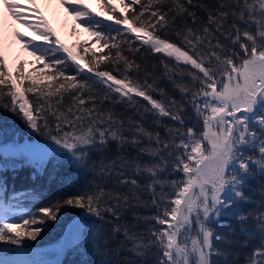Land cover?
<instances>
[{
    "label": "snow or ice",
    "instance_id": "1",
    "mask_svg": "<svg viewBox=\"0 0 264 264\" xmlns=\"http://www.w3.org/2000/svg\"><path fill=\"white\" fill-rule=\"evenodd\" d=\"M59 3L96 43L109 49L98 59L110 56L111 66L101 70L92 59L81 64L85 57L60 41L36 0H0V7L45 45L27 40L18 30L13 35L37 64L52 69L26 72L24 62L11 68L0 38V108L45 140L0 141V155L20 158L33 169L34 180L45 175L54 179L64 169L92 173V179L84 190L33 211L22 208L21 201L34 191L14 190L9 197L0 171V243L15 246L0 247V264H61L22 257L25 240L35 241L65 208L82 209L86 216L68 225L61 250L88 244L108 255L110 241L122 233V250L130 245L126 251L131 258L120 264H264V0H120L129 14L106 19L129 26L107 25V31L83 0ZM104 5L117 12L107 0ZM113 31L121 43H111L116 39ZM125 31L134 33L146 52L162 54L163 75L180 92L179 100L159 86L153 70L142 69L125 54L122 45L130 53L141 50L121 35ZM169 33L177 39H170ZM69 61L75 74L66 72ZM141 73L142 80L133 78ZM184 74L191 78L187 83L174 78ZM97 84L105 86L103 96L95 92ZM157 91L159 99L153 96ZM106 101L132 107L140 119L119 118L103 108ZM146 115L155 125L165 117L172 123L163 125L162 136L144 126ZM112 143L121 152L135 146L149 159L118 154L99 165L91 162L93 151ZM173 174L178 175L170 178ZM141 177L147 182L141 183ZM257 180L258 202L253 187ZM149 205L154 214L135 216L152 222L144 235L120 224L109 234L104 224L96 223L111 224L109 215L119 220L122 212ZM229 219L238 230L226 227ZM238 252L246 255L241 259ZM99 264L113 262L102 258Z\"/></svg>",
    "mask_w": 264,
    "mask_h": 264
},
{
    "label": "trees",
    "instance_id": "2",
    "mask_svg": "<svg viewBox=\"0 0 264 264\" xmlns=\"http://www.w3.org/2000/svg\"><path fill=\"white\" fill-rule=\"evenodd\" d=\"M99 1V0H98ZM101 3H98L100 10L87 6L88 9L94 14V18L100 20L101 27L106 31L107 25H111L112 28H122L125 29L129 25H116L114 20L106 19L107 17H112L119 14H129L130 10L119 9L117 6L108 3L111 6H115L117 12L111 13L107 15L106 13H102L101 9L105 8L104 0H100ZM127 2V0H126ZM135 7H139L136 5ZM98 14V15H95ZM48 18V17H47ZM59 25L56 28L53 24L55 34L59 36L60 40H62L66 46L72 49L78 56L83 55L85 57L84 60H81V64H86L89 59H92L94 62L98 61V68L101 70L108 69L110 65L111 57L108 59L99 60V57H104L109 53L108 48L102 47L101 43L95 42V37L90 35V33L86 37H82L80 35L81 29H84L80 26V23L69 15V13L65 12L61 19L59 20ZM73 28H75V32H73ZM113 36H116V33L112 32ZM121 35L129 40L133 47H138L141 50L136 53H130L127 51L126 46L122 45V48L125 50V54L135 59L136 63L141 65L143 69L145 66L148 69L153 70V75L158 79L159 86L165 90L170 96H175L176 99L181 98V94L176 89L171 81L168 80L167 77L163 75L164 69L161 64L162 54H154L146 52L144 49L147 46H142L141 41H137L134 39L135 34L129 32H122ZM143 35V33H140ZM25 38L27 40L34 41L37 44L45 45V42L40 40L39 37L30 29L25 31ZM169 38L172 40H176L177 38L169 33ZM54 39V38H53ZM111 43H121L120 36H116L114 41ZM115 51L114 49L112 50ZM96 53V57L92 56V53ZM63 54V53H61ZM21 55L25 57L17 58L11 68L15 69V67L20 63L24 62L25 71L31 70L33 67L41 68L42 71H52V69H43L42 65H39L35 62L33 56L29 55V51L25 49L21 52ZM167 59V57H163ZM69 67L66 69L68 74H75V65L72 64L71 61L68 62ZM181 67L185 69H189L190 66L181 65ZM195 71V69H191ZM114 75H118L117 73H113ZM87 75H92L88 73ZM134 79H143V73L139 76L133 75ZM175 79H183L185 83H187L191 78L184 74L183 77L177 75L174 77ZM27 83V82H25ZM95 92L100 96H103L105 92V86L103 85H94ZM31 95V94H29ZM114 95V94H113ZM153 96L157 99L160 98L159 92H154ZM137 100H140L142 104H147L146 101H143L142 98L136 97ZM103 108L109 111H113L117 114V116L121 119L127 121L129 118L133 120H139V114L132 108L126 104H112L110 102H104ZM190 111V109H189ZM153 117L151 115H146L145 119L142 121L144 126L148 128L150 131H159L163 136L165 133L164 124H171L172 122L168 118H162L163 123L161 125H155L153 122ZM0 141H7L11 143L13 141L24 144H43L45 143L44 137L40 136L38 133H33L29 130L18 118L13 116L11 113L5 112L2 108H0ZM127 134V133H126ZM143 146V145H141ZM118 154L122 155L127 159L133 160H141L147 161L149 157L146 154L139 152L138 148L135 146H126L122 152L117 148L115 143L109 145V148L106 150H95L91 154V162L99 165L102 161L107 162L110 159L115 158ZM0 171L3 172L5 178L8 182L7 191L9 197H11L13 191L16 192H32L34 191V195L30 197L29 200H22L21 207L27 208L35 211L40 206L47 205L56 199H59L62 196L68 195L70 193H74L77 191L84 190V186L87 184L89 180L92 179V173H88L87 175H81L74 171H70L68 169H64L61 173L57 174L55 178H50L48 175L37 177L35 180L32 179L33 169L28 167L27 164L23 163L20 158L12 157V156H3L0 155ZM178 174H173L170 178H176ZM147 178L141 177V183H146ZM259 183L257 180L253 183V187L256 189V199L257 202L259 200ZM109 187H111V182H109ZM126 191V189H123ZM145 200H149L150 197L145 194L143 197ZM154 209L149 205L147 208H137L134 210H128L126 212L121 213V218L116 220L110 215L107 217L108 220L111 221V224L104 223L103 221H96L97 224H104L105 229L111 234V229L114 225L120 224L129 228L130 232L144 235L147 232V229L152 226V222H145L143 220L137 221L135 216L137 214L141 216H150L154 214ZM86 216V213L82 209H71L65 208L62 209L60 218L58 221H48V223L43 227V230L38 235L35 241L33 240H25L26 247L24 248V252L26 253L23 256V259L28 260H37V261H61V264H99V261L103 258L104 260H110L113 264H120V262L130 259L131 256L126 251V247H130V245L126 246L123 250L121 247V243L124 240L123 234H119L113 237L108 245V255H104L103 253L98 254L92 247L88 244H84L83 246L71 250V249H63L61 250V244L63 242V238L65 236L67 227L77 218L83 219ZM91 219L95 220L94 217ZM227 225H232L237 228L238 225L234 220L229 219L226 221ZM0 247H11L15 250V246L4 245L0 243ZM250 250V249H249ZM115 253V254H111ZM238 255L243 258V255H246V252L240 253Z\"/></svg>",
    "mask_w": 264,
    "mask_h": 264
},
{
    "label": "rangeland",
    "instance_id": "3",
    "mask_svg": "<svg viewBox=\"0 0 264 264\" xmlns=\"http://www.w3.org/2000/svg\"><path fill=\"white\" fill-rule=\"evenodd\" d=\"M16 2L20 4H25L26 0H16ZM107 2L117 6L119 9L123 8V6L120 4V0H107ZM83 3L86 4L87 6L94 7L100 10L98 6V3H101L100 0L99 1L83 0ZM35 6L40 9V13L44 17L45 16L48 17V20L51 22V23L48 22V24L51 28H52V23L57 28L59 25L58 22L61 19L62 15L65 12L68 13L66 8L59 3V0H36ZM28 7H31V5H28ZM101 11L102 13H106L107 15L111 14L109 11H107L106 8H102ZM27 14L33 15L31 13H27ZM16 30L23 33L25 37V31H27L28 29L23 27L21 24H18L7 13L6 9L0 7V38H2L3 40V49L9 66H12L13 62L17 58L25 57L21 55V52L24 50V47L22 46V42L13 35V32ZM88 34H89L88 31L81 29L80 35L82 37H86Z\"/></svg>",
    "mask_w": 264,
    "mask_h": 264
}]
</instances>
